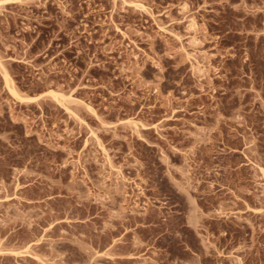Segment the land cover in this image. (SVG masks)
Segmentation results:
<instances>
[{
  "label": "rangeland",
  "instance_id": "rangeland-1",
  "mask_svg": "<svg viewBox=\"0 0 264 264\" xmlns=\"http://www.w3.org/2000/svg\"><path fill=\"white\" fill-rule=\"evenodd\" d=\"M0 264H264V0H0Z\"/></svg>",
  "mask_w": 264,
  "mask_h": 264
},
{
  "label": "bare ground",
  "instance_id": "bare-ground-1",
  "mask_svg": "<svg viewBox=\"0 0 264 264\" xmlns=\"http://www.w3.org/2000/svg\"><path fill=\"white\" fill-rule=\"evenodd\" d=\"M5 76H6V80H7V82L10 84V82H11L12 80L10 81V77L8 76L7 73H6ZM9 86L11 87V85H9ZM11 88H12V87H11ZM11 88H10V89H11ZM11 91H12V93L15 95V97H17V99H18V97H20V96L16 93V91L14 90V88H12ZM20 98H21V97H20ZM61 102H62V101H61ZM67 109H68V108H67Z\"/></svg>",
  "mask_w": 264,
  "mask_h": 264
}]
</instances>
